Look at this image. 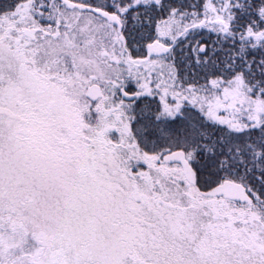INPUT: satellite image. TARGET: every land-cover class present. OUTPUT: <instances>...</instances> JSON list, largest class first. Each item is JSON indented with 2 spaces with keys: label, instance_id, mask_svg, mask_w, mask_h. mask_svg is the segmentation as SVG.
<instances>
[{
  "label": "snow or ice",
  "instance_id": "snow-or-ice-1",
  "mask_svg": "<svg viewBox=\"0 0 264 264\" xmlns=\"http://www.w3.org/2000/svg\"><path fill=\"white\" fill-rule=\"evenodd\" d=\"M0 264H264V0H0Z\"/></svg>",
  "mask_w": 264,
  "mask_h": 264
}]
</instances>
